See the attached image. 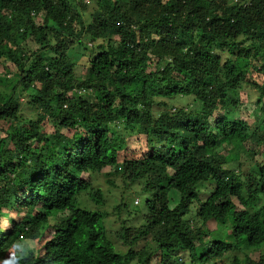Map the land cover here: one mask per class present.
<instances>
[{
  "label": "trees",
  "instance_id": "obj_1",
  "mask_svg": "<svg viewBox=\"0 0 264 264\" xmlns=\"http://www.w3.org/2000/svg\"><path fill=\"white\" fill-rule=\"evenodd\" d=\"M76 1L0 0V241H32L22 264H220L245 240L264 264V0ZM102 171L146 194L114 207L141 220L119 246Z\"/></svg>",
  "mask_w": 264,
  "mask_h": 264
},
{
  "label": "rangeland",
  "instance_id": "obj_2",
  "mask_svg": "<svg viewBox=\"0 0 264 264\" xmlns=\"http://www.w3.org/2000/svg\"><path fill=\"white\" fill-rule=\"evenodd\" d=\"M77 2V7L78 9L83 12V15L86 16L87 14L91 13L93 10H95L98 7L97 1L96 0H81V1H76ZM89 45V44H88ZM35 46V45H33ZM70 57L74 61V67H75V72L78 77H81L85 70L82 65H80L81 60L87 59V57L90 55V50L87 49L84 45H81L80 48H71L70 49ZM2 65H0V77L3 79L6 78H15L16 74L15 73H9L6 72V69L4 68V64H6V60L2 59L1 61ZM3 74V75H2ZM251 78L252 75L250 74ZM264 77L262 75H259L256 77L257 81H263ZM6 82H0V90H9V86L6 85ZM250 88H254V84L249 85ZM247 87V86H246ZM11 88V87H10ZM246 91V90H245ZM245 91H240V94L242 97H246V92ZM17 93H21V102L24 103L25 101V92L20 90V87L18 86L16 88ZM82 94V93H81ZM245 100V99H243ZM173 102L176 103V106H190L192 105L193 97H178L173 100ZM194 105L196 106L197 103L194 102ZM23 114H30V110L27 108V106H23ZM225 110L223 107L219 108V111ZM157 112V110L155 111ZM47 128L49 131L53 129L52 122L49 121L47 122ZM126 149L129 151L130 148V142L127 145ZM228 154L232 157H234L233 152H228ZM261 154L259 155V158L261 159ZM240 161L243 163V166H246L249 162V159L246 158L244 154L240 156ZM93 184L94 186L100 188L102 191V197L104 199V203L101 206L95 205L93 202H89L90 207H97L101 209H105L109 212V215L104 219V225L105 229L108 230V235L110 238L114 241L115 244H118L119 242L118 239L115 237V232L116 230L119 229L121 225V221L125 220L128 224L134 223V222H139L141 221L138 215L136 214L134 210L138 208V205L141 206L143 204V201L146 197V194H142L140 192H134V190H138V185H135L131 189H125L123 182H122V177L119 175H108L106 174L105 171L99 172L98 174L95 175L93 178ZM134 192V193H133ZM128 193V194H126ZM209 193V190L204 191V193H201L202 195L200 196L202 199L207 196ZM121 198H126V201L132 206L129 208H134L132 213H127L125 208H121L120 211L115 209L114 207L116 204L121 202ZM139 209V208H138ZM5 214H3V217L5 218ZM4 219L2 221L3 226L4 224ZM210 227H214V222L209 223ZM25 244L33 246L32 241L25 240L21 241ZM261 252V247H250L247 248V245L245 243V240H242L239 242L231 251L227 252L225 254V257L223 258V262L220 264H238L236 261L238 260H243L244 256L248 254L252 259H257L258 255Z\"/></svg>",
  "mask_w": 264,
  "mask_h": 264
},
{
  "label": "clouds",
  "instance_id": "obj_3",
  "mask_svg": "<svg viewBox=\"0 0 264 264\" xmlns=\"http://www.w3.org/2000/svg\"><path fill=\"white\" fill-rule=\"evenodd\" d=\"M8 227L9 225L0 226V233ZM38 252L39 249L21 242L18 236L0 241V264H22L30 255H37Z\"/></svg>",
  "mask_w": 264,
  "mask_h": 264
}]
</instances>
